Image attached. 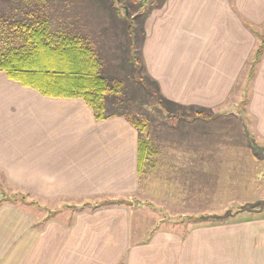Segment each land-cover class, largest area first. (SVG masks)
<instances>
[{
  "label": "crops",
  "instance_id": "obj_1",
  "mask_svg": "<svg viewBox=\"0 0 264 264\" xmlns=\"http://www.w3.org/2000/svg\"><path fill=\"white\" fill-rule=\"evenodd\" d=\"M256 26L264 0H161L145 18V73L182 107L221 108L254 56ZM246 109L264 141V51ZM139 137L124 114L96 119L81 98L46 96L0 71V175L32 199L0 203V264H264L262 213L134 236ZM117 199L127 201L93 206Z\"/></svg>",
  "mask_w": 264,
  "mask_h": 264
},
{
  "label": "rangeland",
  "instance_id": "obj_2",
  "mask_svg": "<svg viewBox=\"0 0 264 264\" xmlns=\"http://www.w3.org/2000/svg\"><path fill=\"white\" fill-rule=\"evenodd\" d=\"M149 2L143 6L142 0H0V52L20 45L28 25L44 22L53 33L84 38L99 56L108 83L121 82L118 92L106 97L107 112L143 121V136L149 138L139 187L127 196L134 202L136 238L157 228L186 235L194 227L264 214L242 211L224 219L202 217L264 197V160L252 154L243 126L264 144L255 132V120L247 115L248 67L221 108L182 107L165 99L141 59L145 18L161 0ZM256 27L264 34V27ZM261 40L258 36V46ZM15 191L0 175L1 202L32 204L31 197Z\"/></svg>",
  "mask_w": 264,
  "mask_h": 264
},
{
  "label": "trees",
  "instance_id": "obj_3",
  "mask_svg": "<svg viewBox=\"0 0 264 264\" xmlns=\"http://www.w3.org/2000/svg\"><path fill=\"white\" fill-rule=\"evenodd\" d=\"M149 3V0H142L143 6ZM25 30L26 35L20 45L11 44L0 52V71L46 96L81 98L92 108L96 119H105L112 115L107 112L106 97L117 93L121 82L114 86L108 83L107 78L101 74L99 56L84 38L64 32L53 33L44 22L30 24ZM258 35L262 40L249 62L246 75L249 83L264 51V34ZM248 100L249 96H246L245 103ZM128 118L142 134L138 148L140 173L149 152V138L143 136L146 130L143 121ZM125 201L127 200H104L93 206Z\"/></svg>",
  "mask_w": 264,
  "mask_h": 264
},
{
  "label": "water",
  "instance_id": "obj_4",
  "mask_svg": "<svg viewBox=\"0 0 264 264\" xmlns=\"http://www.w3.org/2000/svg\"><path fill=\"white\" fill-rule=\"evenodd\" d=\"M121 1V0H118ZM244 132L248 147L250 148L252 154L259 160H264V144H259L254 137L250 135V131L247 128L246 124L243 123ZM264 210V197L258 198L254 201H247L244 204H241L236 210L232 208L227 209L224 213L218 214H206L202 215L203 218H216V219H224L230 216H234L235 214L242 211L249 212H262Z\"/></svg>",
  "mask_w": 264,
  "mask_h": 264
}]
</instances>
